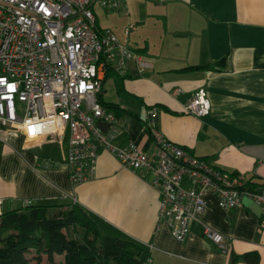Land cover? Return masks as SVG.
Instances as JSON below:
<instances>
[{
    "label": "crops",
    "instance_id": "1",
    "mask_svg": "<svg viewBox=\"0 0 264 264\" xmlns=\"http://www.w3.org/2000/svg\"><path fill=\"white\" fill-rule=\"evenodd\" d=\"M128 11L94 9L96 28L111 31L150 65L143 69L132 59L124 73L114 70L104 77L103 102L122 112V131L111 143L124 148L134 142L153 159L156 143L145 131L149 110L156 108L157 129L168 141L262 184L264 0H128ZM130 24L136 30L127 34ZM189 67L197 70L180 72ZM199 90L206 91L212 105V115L203 120L183 112ZM9 139L10 145L0 143L1 212L19 209L16 203L77 204L103 235L150 252L152 264H264V214L251 199L227 211L215 194H207L203 215L190 222L187 238L179 242L168 226L158 225L160 198L152 172L124 168L101 148L95 178L75 187L65 166L51 169L42 163V158L62 163L66 142L63 148L48 143L58 145L61 155L51 157L42 153L47 144L24 149L22 139ZM205 227L226 237L227 253L210 244ZM249 254L258 262L248 260Z\"/></svg>",
    "mask_w": 264,
    "mask_h": 264
},
{
    "label": "built area",
    "instance_id": "2",
    "mask_svg": "<svg viewBox=\"0 0 264 264\" xmlns=\"http://www.w3.org/2000/svg\"><path fill=\"white\" fill-rule=\"evenodd\" d=\"M127 2L0 0V142L10 145L9 137L15 136L23 140L24 149L48 143L63 148L69 132L62 163L51 159L42 163L51 169L65 166L73 186L95 178L101 148L124 168L153 172L152 186L160 198L158 225L168 226L179 242L187 238L189 223L203 215L209 193L217 196L224 210L240 208L242 199L248 198L264 214V183L250 190L243 177L168 141L157 129L156 108L149 110V130L157 147L155 164L134 142L124 148L111 143L122 131V123L98 101L105 65L123 73L127 61L138 57L111 31L96 29L93 8L124 11ZM135 30L130 25L126 33ZM138 60L142 68L150 67ZM183 112L198 118L211 116L206 91L199 90L189 99ZM99 122L109 125L108 133L98 127ZM204 236L222 253L231 248L225 236L209 227Z\"/></svg>",
    "mask_w": 264,
    "mask_h": 264
},
{
    "label": "trees",
    "instance_id": "3",
    "mask_svg": "<svg viewBox=\"0 0 264 264\" xmlns=\"http://www.w3.org/2000/svg\"><path fill=\"white\" fill-rule=\"evenodd\" d=\"M105 66L108 79L115 69L110 64ZM193 70L197 68L180 72ZM100 95L99 103L120 118V108L104 103ZM263 183H250L248 188L255 190ZM53 209L58 213L53 214ZM57 256L63 257L61 264H152L150 252L130 240L103 235L77 204H30L1 212L0 264H43L44 257L55 264ZM246 258L253 263L259 260L254 254Z\"/></svg>",
    "mask_w": 264,
    "mask_h": 264
},
{
    "label": "rangeland",
    "instance_id": "4",
    "mask_svg": "<svg viewBox=\"0 0 264 264\" xmlns=\"http://www.w3.org/2000/svg\"><path fill=\"white\" fill-rule=\"evenodd\" d=\"M212 115V114H211ZM193 116V115H192ZM195 117V116H194ZM210 117V116H208ZM208 117H205V118H208ZM198 118V117H196ZM205 118H199L200 120H203ZM68 138H69V132L67 134V137H66V143L68 141ZM1 143V142H0ZM67 147V146H66ZM42 153L44 156H51V157H61V155L58 153L59 152V146L56 145V144H47L45 145L43 148H42ZM184 150L188 151L186 148L183 147ZM190 152V151H189ZM23 205V203H16L14 204V208H21ZM211 245H213L211 242H210ZM214 246V245H213ZM215 247V246H214ZM63 261V257L62 256H57L55 258V264H61ZM43 264H50L46 257L43 258Z\"/></svg>",
    "mask_w": 264,
    "mask_h": 264
},
{
    "label": "bare ground",
    "instance_id": "5",
    "mask_svg": "<svg viewBox=\"0 0 264 264\" xmlns=\"http://www.w3.org/2000/svg\"><path fill=\"white\" fill-rule=\"evenodd\" d=\"M96 7H98V6H95L94 8H93V12H94V9L96 8ZM98 8H100V7H98ZM102 9V8H101ZM104 10H106V9H104ZM111 11H115V10H111ZM120 12H124V13H128L129 11H128V2H127V8H126V10H122V11H120ZM94 14H95V12H94ZM95 18H96V16H95ZM130 25H134V24H130ZM129 25V26H130ZM95 26H96V23H95ZM128 26V27H129ZM127 27V28H128ZM97 29V28H96ZM98 30V29H97ZM127 30V29H126ZM99 31V30H98ZM99 32H102V31H99ZM119 41V40H118ZM120 44H122V43H120ZM123 45H126V44H123ZM128 48H129V46L128 45H126ZM130 49V48H129ZM130 51L134 54V55H136L139 59H140V57L137 55V54H135L131 49H130ZM138 58H132V59H137L138 60ZM132 59H130V60H132ZM129 61V60H128ZM127 61V62H128ZM140 61H143L142 59H140ZM114 69H115V71H117L116 70V68L112 65V64H110ZM106 67V66H105ZM144 69V68H143ZM142 71V70H141ZM117 72H119V71H117ZM121 73V72H120ZM124 73V72H123ZM105 74H106V68H105V73H104V76H103V79H104V77H105ZM102 85H103V80H102ZM102 91H103V89H102ZM102 93V92H101ZM100 93V94H101ZM99 94V95H100ZM99 95H98V97H99ZM102 106V105H101ZM103 107V106H102ZM104 108V107H103ZM105 109V108H104ZM99 123H104V122H99ZM98 123V124H99ZM97 124V125H98ZM107 124V123H106ZM147 129V133H149V135L153 138V136L151 135V133H150V130H149V126L146 128ZM149 131V132H148ZM146 132V131H145ZM154 139V138H153ZM155 141V140H154ZM152 158V157H151ZM208 161V160H207ZM152 162L155 164L156 162H155V159L153 158L152 159ZM136 171H140V170H136ZM144 171V170H143ZM147 172V171H146ZM153 173V172H152ZM75 187H77V186H75ZM244 199V198H243ZM243 199H242V201H243ZM262 211V210H261ZM263 213V212H262ZM189 225H190V223H189Z\"/></svg>",
    "mask_w": 264,
    "mask_h": 264
},
{
    "label": "water",
    "instance_id": "6",
    "mask_svg": "<svg viewBox=\"0 0 264 264\" xmlns=\"http://www.w3.org/2000/svg\"><path fill=\"white\" fill-rule=\"evenodd\" d=\"M99 127H101L102 129V131L104 132V133H107V131H108V128H109V125L108 124H106V123H101L100 125H99Z\"/></svg>",
    "mask_w": 264,
    "mask_h": 264
}]
</instances>
